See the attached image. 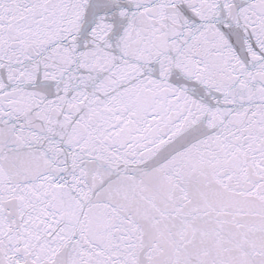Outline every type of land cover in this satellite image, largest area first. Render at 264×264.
Segmentation results:
<instances>
[{
    "label": "snow or ice",
    "instance_id": "obj_1",
    "mask_svg": "<svg viewBox=\"0 0 264 264\" xmlns=\"http://www.w3.org/2000/svg\"><path fill=\"white\" fill-rule=\"evenodd\" d=\"M0 264H264V0H0Z\"/></svg>",
    "mask_w": 264,
    "mask_h": 264
}]
</instances>
